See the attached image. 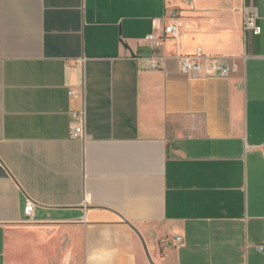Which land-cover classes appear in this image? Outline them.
<instances>
[{"label": "crops", "instance_id": "1", "mask_svg": "<svg viewBox=\"0 0 264 264\" xmlns=\"http://www.w3.org/2000/svg\"><path fill=\"white\" fill-rule=\"evenodd\" d=\"M263 145L264 0H0V264H264Z\"/></svg>", "mask_w": 264, "mask_h": 264}, {"label": "built area", "instance_id": "2", "mask_svg": "<svg viewBox=\"0 0 264 264\" xmlns=\"http://www.w3.org/2000/svg\"><path fill=\"white\" fill-rule=\"evenodd\" d=\"M190 2L191 0H186ZM180 12L176 9L169 11L168 17L171 21L165 25L161 34L151 33L145 37L146 43L153 49L160 48L164 42L169 38H178L181 32V25L178 22L180 18ZM243 31L245 37L249 31H253L255 34L261 33V27L257 23V15L253 11H248L244 15ZM180 69L183 72L191 75H216V76H231L232 72L237 69V64L232 63L228 57L225 56H211L207 55L203 51L199 50L193 54H181L178 57ZM150 67L154 69L161 68L163 63L154 57L149 59ZM74 118L76 122L71 130L73 137L79 136L83 133V125L85 121L84 112H75ZM264 148V145H263ZM35 203L29 201L25 208V214L27 222H35L33 215ZM174 241L177 245L184 243V237L180 234L174 235ZM164 244H170L171 239L167 238L163 240Z\"/></svg>", "mask_w": 264, "mask_h": 264}, {"label": "water", "instance_id": "3", "mask_svg": "<svg viewBox=\"0 0 264 264\" xmlns=\"http://www.w3.org/2000/svg\"><path fill=\"white\" fill-rule=\"evenodd\" d=\"M0 174H3V175L6 174V171H5L4 167H2V166H0ZM128 223H129V225H130V226H131V227H132V228L138 233V235L140 236V238H141V240H142V242H143V245H144L145 251H146V253H147V256H148L150 262H151L152 264H156L155 261L153 260L152 256H151V253H150V251H149V247H148V245H147V241H146L144 235L141 233V231H140L135 225H133V224L130 223V222H128Z\"/></svg>", "mask_w": 264, "mask_h": 264}]
</instances>
